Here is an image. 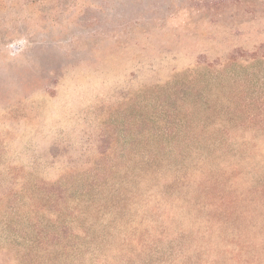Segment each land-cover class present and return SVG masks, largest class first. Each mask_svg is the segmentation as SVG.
<instances>
[{
    "label": "rangeland",
    "instance_id": "obj_1",
    "mask_svg": "<svg viewBox=\"0 0 264 264\" xmlns=\"http://www.w3.org/2000/svg\"><path fill=\"white\" fill-rule=\"evenodd\" d=\"M189 87L206 132L247 121L227 155L199 145L216 191L242 196L233 221L138 175L143 152L177 144L157 139L174 132L163 103ZM262 119L264 0H0V264L63 224L93 241L78 235L83 252L58 264H264Z\"/></svg>",
    "mask_w": 264,
    "mask_h": 264
},
{
    "label": "trees",
    "instance_id": "obj_2",
    "mask_svg": "<svg viewBox=\"0 0 264 264\" xmlns=\"http://www.w3.org/2000/svg\"><path fill=\"white\" fill-rule=\"evenodd\" d=\"M202 97V94L198 92L192 93V87L184 89L180 96L173 97V94L168 96V102L163 103V105H165V108H173L174 110L175 114L171 118L174 132L171 134L172 136L170 135L171 138H169L166 134L158 133L157 139L158 141H162L166 137L168 138V141H177V144L168 149L156 148L150 152H143V158H147L145 162H142V165L139 166L138 175L142 180H147L146 178H148L152 179L151 182H157L163 185V189H161V194L163 196H166L168 193L171 194L173 189L177 187L182 191L188 190L189 192H193L192 194L194 196L197 195V197L200 198L204 197L212 199L209 203L205 202L208 208L210 210H226L221 213L223 219L233 221L235 214L231 212V210L235 208V204H237L238 200H240L242 196L238 197L230 192L229 194H232L233 197L229 196L230 198L227 199L226 193L223 189L216 191L215 184H221L220 176L211 175L208 171L198 169L197 167L206 158H202V149L199 148V145L206 148L211 154L217 155L222 153L227 155L229 153V149L233 147L232 144L234 141L237 140L238 142L245 139L246 136H241L240 138H236L235 136L237 134L236 132H239L238 125L240 126L241 123L244 124L247 121L242 122L236 118H221L220 120H215L211 123V126L215 128L214 134L206 132L209 130L206 128L203 129V124L205 122H202V120L198 121L197 118L190 117L192 107H195L196 109L200 101L199 99ZM182 109L186 110L188 113V115L183 118L180 117V111ZM261 121L264 122V119ZM250 122L254 125L256 124L254 123V120H250ZM178 141H181L182 145L178 144ZM164 155L174 156L178 162L188 161L192 162V164L190 166L184 164V168H181L182 165L180 166L179 163L174 164L173 161L166 165H162L161 157ZM197 155L200 156L197 158ZM191 166H194L195 169L192 170L190 168ZM182 169L185 171L184 175L176 181L171 180L167 175L168 172L172 170L181 172ZM256 187L259 188L254 189L253 187L252 192L259 195L263 199L262 201H264V182ZM214 192L218 193V195L210 197L209 195ZM200 198H198V201H200ZM154 211L158 212L159 210ZM241 214L242 215H237L236 220H242L247 213L242 212ZM89 229L91 228H88L83 224L76 225V227L73 225L66 226L65 224L58 226L53 233V242L39 237L34 242H31L25 250H22L19 258L16 260L18 261V264H58L56 261L78 258L83 252L86 244L80 243L77 236L83 234L86 240L93 241L89 233ZM164 233L165 228L159 227L154 232H152V230H147L146 232H142L140 234L139 232L131 234V236L125 241L126 243L137 242V246L139 245L140 247H143L144 240H149L150 238L157 239L162 237ZM208 233L209 232L207 231L205 234L207 235ZM238 236H241V234ZM54 258H57L56 261ZM13 260H11L12 263Z\"/></svg>",
    "mask_w": 264,
    "mask_h": 264
}]
</instances>
